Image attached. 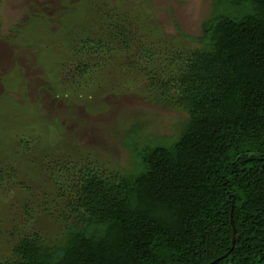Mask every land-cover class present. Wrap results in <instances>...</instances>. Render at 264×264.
Wrapping results in <instances>:
<instances>
[{
    "label": "trees",
    "instance_id": "obj_1",
    "mask_svg": "<svg viewBox=\"0 0 264 264\" xmlns=\"http://www.w3.org/2000/svg\"><path fill=\"white\" fill-rule=\"evenodd\" d=\"M213 3L192 50L124 44L187 115L178 135L132 136V173L82 168L59 185L63 237L26 233L0 264H264V0Z\"/></svg>",
    "mask_w": 264,
    "mask_h": 264
},
{
    "label": "rangeland",
    "instance_id": "obj_2",
    "mask_svg": "<svg viewBox=\"0 0 264 264\" xmlns=\"http://www.w3.org/2000/svg\"><path fill=\"white\" fill-rule=\"evenodd\" d=\"M215 9L213 0H0V260L26 233L63 237L59 185L69 195L82 168L132 173V136L141 147L178 135L187 115L161 101L147 63L124 44L192 50L183 34H201ZM125 20L126 41L116 33Z\"/></svg>",
    "mask_w": 264,
    "mask_h": 264
},
{
    "label": "water",
    "instance_id": "obj_3",
    "mask_svg": "<svg viewBox=\"0 0 264 264\" xmlns=\"http://www.w3.org/2000/svg\"><path fill=\"white\" fill-rule=\"evenodd\" d=\"M233 229H234V237H233V246H232V249H234V246H235V234H236V231H235V227L233 226ZM213 264V263H212Z\"/></svg>",
    "mask_w": 264,
    "mask_h": 264
}]
</instances>
